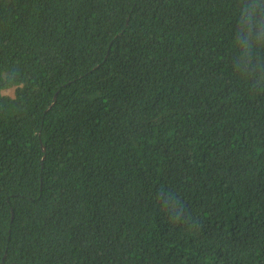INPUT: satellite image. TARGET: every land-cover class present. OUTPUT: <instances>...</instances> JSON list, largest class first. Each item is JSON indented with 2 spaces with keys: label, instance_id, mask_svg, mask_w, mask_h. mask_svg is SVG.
Wrapping results in <instances>:
<instances>
[{
  "label": "trees",
  "instance_id": "16d2710c",
  "mask_svg": "<svg viewBox=\"0 0 264 264\" xmlns=\"http://www.w3.org/2000/svg\"><path fill=\"white\" fill-rule=\"evenodd\" d=\"M0 264H264V0H0Z\"/></svg>",
  "mask_w": 264,
  "mask_h": 264
},
{
  "label": "rangeland",
  "instance_id": "374dc122",
  "mask_svg": "<svg viewBox=\"0 0 264 264\" xmlns=\"http://www.w3.org/2000/svg\"><path fill=\"white\" fill-rule=\"evenodd\" d=\"M5 94H8L10 96H13L14 95V90L13 89H10V90H7V91H4Z\"/></svg>",
  "mask_w": 264,
  "mask_h": 264
}]
</instances>
